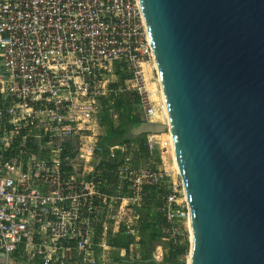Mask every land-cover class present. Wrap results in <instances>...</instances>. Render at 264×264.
<instances>
[{
	"label": "built area",
	"instance_id": "built-area-1",
	"mask_svg": "<svg viewBox=\"0 0 264 264\" xmlns=\"http://www.w3.org/2000/svg\"><path fill=\"white\" fill-rule=\"evenodd\" d=\"M116 70L127 74L120 89L136 94L139 118L167 123L158 117L165 116L164 102L155 106L150 96L146 70L155 71V63L139 0H0L4 254L38 264L140 258L137 208L151 187L168 183V173L135 166L132 143L108 149L111 158L122 154L116 185L95 171L101 99L117 80ZM111 117L116 121L117 114ZM171 140L169 131L147 133L146 146L151 153L172 150ZM124 186L128 196L119 195ZM169 187L160 207L164 238L189 242L183 192L179 197L178 185ZM109 223L112 231L130 236L126 247L106 242ZM166 250L157 244L152 257L162 262Z\"/></svg>",
	"mask_w": 264,
	"mask_h": 264
},
{
	"label": "water",
	"instance_id": "water-1",
	"mask_svg": "<svg viewBox=\"0 0 264 264\" xmlns=\"http://www.w3.org/2000/svg\"><path fill=\"white\" fill-rule=\"evenodd\" d=\"M139 4L167 123L130 134L170 132L187 264H264V0Z\"/></svg>",
	"mask_w": 264,
	"mask_h": 264
},
{
	"label": "trees",
	"instance_id": "trees-1",
	"mask_svg": "<svg viewBox=\"0 0 264 264\" xmlns=\"http://www.w3.org/2000/svg\"><path fill=\"white\" fill-rule=\"evenodd\" d=\"M114 76L117 80L109 83L110 93L107 97L101 99V108L98 114L99 125L104 132L99 138V150L95 154V171H99L108 183L117 184L115 180L114 170L121 161L122 154L116 151L113 158L109 157L108 149L113 145L132 143L136 147L134 150V164L135 159L139 154L151 158V152L146 146L145 135L146 132H137L130 134V128L133 124L142 121L137 114L132 111V106L137 101V96L134 92L125 91L120 89L123 79L127 74L116 70ZM118 112L116 121L113 120L112 111ZM136 166V164H135ZM139 167V166H138ZM154 167V166H150ZM169 192L165 186H153L150 188L149 193L144 202L137 208L140 213L138 220L139 229V251L140 258L149 259L152 257V251L157 244H161L167 248L164 253L162 264H178V258L186 253L188 242L178 244L172 239L164 238L165 234L162 232V227L165 225L160 207L163 198ZM120 196H128L129 192L124 186L119 192ZM107 227L106 242L112 247H126L131 238L119 230L112 234ZM101 227L97 228V234L100 233ZM121 262L123 259L118 258Z\"/></svg>",
	"mask_w": 264,
	"mask_h": 264
},
{
	"label": "rangeland",
	"instance_id": "rangeland-1",
	"mask_svg": "<svg viewBox=\"0 0 264 264\" xmlns=\"http://www.w3.org/2000/svg\"><path fill=\"white\" fill-rule=\"evenodd\" d=\"M149 69V68H148ZM147 71V78H148V87L150 89V96L151 99L153 100V103L155 104V106H158L161 103L162 99V95L160 93V89L159 86L157 84V74L155 71ZM153 92V93H152ZM132 111L134 114H136V109L135 106H132ZM112 113H116L118 114V112H116L115 110L112 111ZM161 113V112H160ZM163 113L165 114V116L161 113L158 114V117L163 120L164 122H166V113H165V106L163 104ZM117 122V121H116ZM101 132L103 133L104 130L101 129ZM145 139H146V135H145ZM135 164L136 166L139 167H144V166H154V167H159V168H164L166 170V172L168 173V183H166L165 186L168 189L170 188L169 185H178L177 187V195L183 196L182 195V187H180V177L178 175L177 172V168L175 166V162H174V153H173V148L172 150L170 148H155V150L153 151V157L151 158H147L141 154H139L137 156V158L135 159ZM179 224H182L183 226V222H179ZM189 242H188V248L186 250V253L183 255V257H179L178 258V264H187V262H189ZM187 257V258H186ZM150 264H154V263H150Z\"/></svg>",
	"mask_w": 264,
	"mask_h": 264
},
{
	"label": "crops",
	"instance_id": "crops-1",
	"mask_svg": "<svg viewBox=\"0 0 264 264\" xmlns=\"http://www.w3.org/2000/svg\"><path fill=\"white\" fill-rule=\"evenodd\" d=\"M134 148H136V147H134ZM151 156L153 157V152H152ZM110 225L111 224L109 223L108 226L111 227ZM109 229H110V231H111L112 234L116 233V232L112 231L111 228H109ZM109 255H110V257H113V258L116 257V254H115V252L113 250L109 252ZM140 256H141V254H140ZM122 259H123V261H121V262H119L117 260L116 261V264H150L151 263V262H149V263H142V262L139 261V258H133L132 259V258H127L126 257V258H122ZM124 259H126V260H134V261H132V262H125ZM142 260H144V259H142ZM0 264H38V262H37V260H30V259L29 260H22L21 258H18L16 255H12V256L6 255L0 249ZM76 264H83V263H80L79 261H77Z\"/></svg>",
	"mask_w": 264,
	"mask_h": 264
},
{
	"label": "bare ground",
	"instance_id": "bare-ground-1",
	"mask_svg": "<svg viewBox=\"0 0 264 264\" xmlns=\"http://www.w3.org/2000/svg\"><path fill=\"white\" fill-rule=\"evenodd\" d=\"M160 89V93H161V95H162V99H163V101H164V98H163V93H162V90H161V88H159ZM153 93V92H152ZM165 106V105H164ZM165 113H166V109H165ZM167 119V118H166ZM166 122H167V120H166ZM170 137H171V135H170ZM172 139V138H171ZM172 141V140H171ZM172 148H173V145H172ZM173 153H174V149H173ZM174 162H175V166H176V168H177V162H176V158H175V153H174ZM189 254V253H188ZM189 259H190V254H189Z\"/></svg>",
	"mask_w": 264,
	"mask_h": 264
}]
</instances>
